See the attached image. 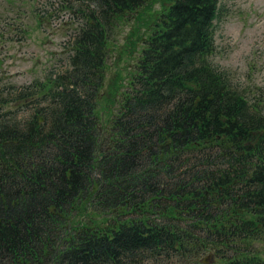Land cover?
Wrapping results in <instances>:
<instances>
[{"label":"trees","instance_id":"16d2710c","mask_svg":"<svg viewBox=\"0 0 264 264\" xmlns=\"http://www.w3.org/2000/svg\"><path fill=\"white\" fill-rule=\"evenodd\" d=\"M68 1L71 67L0 112V264H264V106L211 62L221 0H164L147 36L157 0Z\"/></svg>","mask_w":264,"mask_h":264},{"label":"rangeland","instance_id":"374dc122","mask_svg":"<svg viewBox=\"0 0 264 264\" xmlns=\"http://www.w3.org/2000/svg\"><path fill=\"white\" fill-rule=\"evenodd\" d=\"M37 1L42 0H0V37L4 34L0 40L3 42L9 37H15L10 50L14 52L13 55H17V63L10 72H21L19 76L8 80L13 85H21L35 79L37 72L34 70L37 63H41V69H52L58 65L64 57L61 53H65L62 42L82 21L80 16L73 17L68 13L66 21L69 29L56 30L45 18L40 19L41 22L38 21L41 16L37 15L35 9ZM163 1L154 2L148 9L149 12L145 11L138 18V22L136 20V25L133 23V27L130 26L128 31L136 27L140 34L147 36L150 28H144L145 18L149 13L160 11ZM222 2L226 5L227 15L223 17L225 22L216 34L218 52L212 57V63L229 71L234 84L243 89L249 88V95L261 99L260 103L264 106V0ZM20 28L28 31L24 41L16 39ZM121 42L120 40L119 43ZM125 45L128 49L122 46L121 50H116V57L119 59L115 60L113 66L114 71H120L122 77L127 74L126 66L132 63L129 52L135 47V43L126 40ZM137 46H140V42H137ZM30 71V75L27 74ZM103 115L108 117L107 114Z\"/></svg>","mask_w":264,"mask_h":264}]
</instances>
